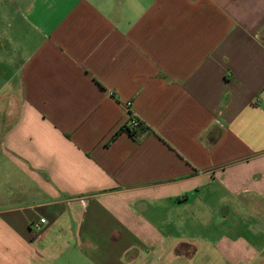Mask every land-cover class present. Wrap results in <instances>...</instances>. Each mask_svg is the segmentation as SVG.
<instances>
[{
  "label": "crops",
  "instance_id": "obj_1",
  "mask_svg": "<svg viewBox=\"0 0 264 264\" xmlns=\"http://www.w3.org/2000/svg\"><path fill=\"white\" fill-rule=\"evenodd\" d=\"M0 264H264V0H0Z\"/></svg>",
  "mask_w": 264,
  "mask_h": 264
},
{
  "label": "trees",
  "instance_id": "obj_2",
  "mask_svg": "<svg viewBox=\"0 0 264 264\" xmlns=\"http://www.w3.org/2000/svg\"><path fill=\"white\" fill-rule=\"evenodd\" d=\"M150 132H151V130L142 121H140L138 118L134 117L130 113V119H129L128 123L126 125L122 126L112 136L111 140L107 144L109 145V144L113 143L116 140V138L122 133H127L129 136L137 139L138 135H144V134H147Z\"/></svg>",
  "mask_w": 264,
  "mask_h": 264
},
{
  "label": "rangeland",
  "instance_id": "obj_3",
  "mask_svg": "<svg viewBox=\"0 0 264 264\" xmlns=\"http://www.w3.org/2000/svg\"><path fill=\"white\" fill-rule=\"evenodd\" d=\"M238 210L239 211H238V213L236 215L237 217L245 216L244 212H242L240 209H238ZM241 223H244V222H241ZM172 230H173L174 237H179L181 235L180 234V230H179V228L177 226H174V228H172ZM222 231H223V228H222ZM185 232H186L185 234H187V236L189 235V238H194L196 236L201 237L203 235V233H208L209 234V233H212V232L213 233L216 232V235H218V237H219L220 230L218 229V227L215 230H213V228L204 229L201 225H199V227H198L196 224H194L193 222L189 221L187 223V225H186ZM249 240H251V238H249ZM200 256H202V255H200Z\"/></svg>",
  "mask_w": 264,
  "mask_h": 264
},
{
  "label": "built area",
  "instance_id": "obj_4",
  "mask_svg": "<svg viewBox=\"0 0 264 264\" xmlns=\"http://www.w3.org/2000/svg\"><path fill=\"white\" fill-rule=\"evenodd\" d=\"M46 223V220L45 219H41L40 220V224H45Z\"/></svg>",
  "mask_w": 264,
  "mask_h": 264
}]
</instances>
